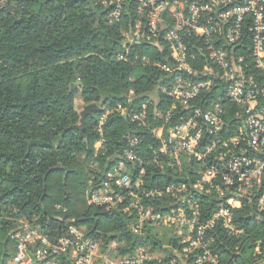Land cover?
Listing matches in <instances>:
<instances>
[{"label": "built area", "instance_id": "2783aa9c", "mask_svg": "<svg viewBox=\"0 0 264 264\" xmlns=\"http://www.w3.org/2000/svg\"><path fill=\"white\" fill-rule=\"evenodd\" d=\"M102 3L110 7V22L120 21L132 4L135 7V18L122 32L126 53L134 42L168 46L169 61L159 63L167 74L160 90L172 103L154 114L162 120L152 129L160 142L158 152L152 158L139 155L142 139L129 132L126 148L108 164L103 178L89 181L88 202L122 207L135 233L149 227L171 231L179 243L172 251L182 262L163 256L165 251L149 243L138 244L131 253H119L117 244L104 252L100 238L87 234L75 218L62 216L65 229L55 238L21 220L12 232L16 253L5 264H61V255H69L74 264H221L223 253L215 249L219 230L238 241L235 256L246 237L248 264H264V235H250L236 218V210L250 203V216L264 219V0ZM135 59L148 61L147 56ZM114 113L148 124L147 101L137 108L121 102L101 107L96 153L105 149V124ZM159 154L172 158L169 164L179 171L185 162L190 176L150 185L148 166H164ZM130 163L136 173L129 171ZM211 197L219 202L210 210L204 202ZM229 264H237V259Z\"/></svg>", "mask_w": 264, "mask_h": 264}, {"label": "trees", "instance_id": "16d2710c", "mask_svg": "<svg viewBox=\"0 0 264 264\" xmlns=\"http://www.w3.org/2000/svg\"><path fill=\"white\" fill-rule=\"evenodd\" d=\"M102 2L0 0V264L16 253L12 232L21 220L55 238L65 229V223L59 220L62 216L75 218L87 234L106 244L117 241L121 254L135 251L140 243H149L181 261L171 250L172 246L179 249L171 231L164 228L158 232L149 227L135 233L129 227V213L122 207L88 202L89 181L103 178L111 157L126 148L129 132L135 131L142 139L136 149L139 155L152 158L158 152L160 142L152 129L162 120L155 119L154 114L172 103L160 90L167 74L159 63L169 61L168 46L163 42L159 46L134 42L126 53L121 33L135 18V7L132 4L120 21L110 22V7ZM122 53L125 58H119ZM138 55L147 56L148 61H136ZM78 77L82 84L70 86ZM131 91L134 94L128 103ZM77 94L84 104L96 102L100 107L121 102L137 108L147 101L148 124L139 125L130 117L111 114L105 124V149L96 153L101 110L87 118L84 133L74 128L81 118L74 99ZM227 118L235 121L232 115ZM32 140L51 142L52 146H29ZM158 159L164 166H148L146 179L150 185L190 176L185 162L179 171L169 164L172 158L168 155L159 154ZM128 169L136 173L134 164H128ZM211 198L204 202L210 210L219 202ZM250 207L246 203L236 210L237 222L252 236L264 235V220L250 216ZM218 232L215 249L223 253L221 264H229L233 258L237 264H248L251 253L247 238L241 240L244 243L235 256L238 241L222 230ZM59 259L61 264H74L69 255Z\"/></svg>", "mask_w": 264, "mask_h": 264}, {"label": "water", "instance_id": "95a60500", "mask_svg": "<svg viewBox=\"0 0 264 264\" xmlns=\"http://www.w3.org/2000/svg\"><path fill=\"white\" fill-rule=\"evenodd\" d=\"M76 84H82L80 78L78 77L77 81L72 83L70 86H73V85H76ZM101 110V107L98 103L96 102H92V103H89V104H86L83 108V110L81 111L80 115H81V118H80V124L78 125H75L73 126L74 128H80L81 129V132L84 133V130H85V126H86V123H87V118L92 115V113L94 111H99ZM31 145H37V146H44V147H47V146H52V143L51 142H46L44 140H32L29 142V146ZM119 155L118 154H115L111 157L110 159V164H112L116 159H118ZM60 167V164H58L56 166V168H59ZM109 168V165H107L105 167V172L108 170ZM68 171L65 170V173H67ZM66 176H64V180H65ZM264 220V219H263ZM172 250V248H171Z\"/></svg>", "mask_w": 264, "mask_h": 264}, {"label": "rangeland", "instance_id": "374dc122", "mask_svg": "<svg viewBox=\"0 0 264 264\" xmlns=\"http://www.w3.org/2000/svg\"><path fill=\"white\" fill-rule=\"evenodd\" d=\"M125 30V29H124ZM122 32H123V30H122ZM122 34V33H121ZM75 104H76V107H77V110L81 113V111L83 110V108H84V106L86 105V104H84V102H83V100H82V98H81V96H80V94H77L76 96H75ZM99 143V141H98V139L95 141V143H94V149H96V146H97V144ZM104 171H105V169H104ZM29 222V221H28ZM30 223V222H29ZM31 225H32V223H30ZM84 231L86 232V229H85V227H84ZM157 231L158 232H160V231H162V229H157ZM169 231V230H168ZM87 233V232H86ZM169 234H170V236L172 235V236H174V234L172 233V232H169ZM102 240V239H101ZM103 242V241H102ZM105 244V245H104ZM115 244H117L118 245V243H117V241H113V242H111V243H109V244H106V243H104L103 242V251L104 252H107L108 250H110L112 247H113V245H115ZM117 247L118 246H116V249H117ZM168 253H164L163 254V256H168L167 255Z\"/></svg>", "mask_w": 264, "mask_h": 264}]
</instances>
